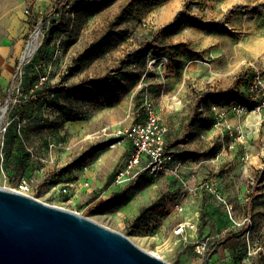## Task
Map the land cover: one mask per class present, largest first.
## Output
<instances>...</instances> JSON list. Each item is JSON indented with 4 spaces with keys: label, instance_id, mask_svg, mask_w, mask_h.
Returning a JSON list of instances; mask_svg holds the SVG:
<instances>
[{
    "label": "rangeland",
    "instance_id": "rangeland-1",
    "mask_svg": "<svg viewBox=\"0 0 264 264\" xmlns=\"http://www.w3.org/2000/svg\"><path fill=\"white\" fill-rule=\"evenodd\" d=\"M57 1L0 0V39L8 38L12 48L22 41L16 70L22 64V92L30 96L28 102L21 100L22 93L12 96L17 103L4 114L3 120L11 124L3 148L0 134V160L6 157L9 137L20 153L17 161L9 162V170L7 161L0 167V187L15 189L22 179H30L36 199L87 216L172 264H197L195 243L188 247V254L176 248L161 249L160 225H153V230L124 225L118 209L107 208L110 199L104 194L111 188L110 177L105 180L114 171L119 151L112 146L114 134L143 117L147 99L161 119L170 122L166 123L169 131L173 124L181 131V118L190 117L198 98L207 101L235 82H239L235 92L245 91L253 71L250 64L264 70V0H72L69 8L56 9ZM184 8L209 25L191 23L182 15ZM176 17L180 26L176 34H156ZM37 30L38 36L32 38ZM30 42L32 52L23 60ZM71 69L74 73L67 76ZM43 76L47 81L39 85ZM101 78L105 83L89 84ZM9 87L2 105L10 97ZM52 89L56 95L48 98ZM234 102L229 98L226 105ZM230 115L234 116L228 121L234 117L238 121L232 125L234 129L213 137L221 140L223 134L229 145L212 146L215 158L208 159L205 167L183 169L190 180L198 178L187 193L200 205V231L208 214L203 200L213 196L219 209L224 207L216 194L203 188L204 183L222 188L226 194L220 193V197L227 200L229 196L243 197L236 207L235 222L227 217L220 238H212L217 252L209 264H219L214 259L223 241L237 248L238 255H232L234 264H264V114ZM194 117L197 120L190 126L199 134L189 137L202 141L204 133L215 126L195 112ZM215 123L220 130L224 126L218 120ZM239 131L247 135L243 141L238 139ZM52 142L62 148L50 149ZM85 164H90L88 171L99 170L101 185L95 178L86 185ZM67 184L69 193L64 195L60 190ZM93 186L96 196L88 197ZM253 188L260 195L251 224L244 225ZM166 197V193H158L155 207L166 202ZM186 227L192 228L190 224ZM226 234L239 237L227 240ZM241 248L246 249L244 253Z\"/></svg>",
    "mask_w": 264,
    "mask_h": 264
},
{
    "label": "crops",
    "instance_id": "crops-1",
    "mask_svg": "<svg viewBox=\"0 0 264 264\" xmlns=\"http://www.w3.org/2000/svg\"><path fill=\"white\" fill-rule=\"evenodd\" d=\"M22 48L23 44L21 40H18L12 48V46L10 45V40H8V38L3 37L0 39V106L3 104L4 95L11 84ZM239 91L243 92V90ZM229 98L222 96H213L207 101H204V97L202 99L198 98L194 104V110L190 117L187 120L181 118L184 125L182 129L184 133L182 130H175L177 129L175 124H173V127L171 126V130L167 135L166 141L168 150L173 153V160L170 162V164H168L167 169L161 175L151 177L146 173L143 174L134 183L115 188L109 187V191L105 192L104 194L107 198L110 199L106 202L107 208H111L114 206L116 209H118V214L122 218L124 225L134 224L143 227L149 226L148 229L151 230H153V225H160L162 231L161 234H159L157 237H159L158 242H163L161 245V249H164L165 247L171 249L176 248L178 249V251L186 250L188 254V247L205 236H209L215 241L218 240V238H220L221 236L219 232L223 230L224 222L227 221L226 219L229 218L233 222H235V217L238 216L236 213V207L238 203L240 204L243 198L242 196H238V199L234 196H229V200L223 198V200L227 201L233 206V217L228 214L224 202L222 201L224 207H222V209L220 210L219 204L212 196V199H209V201H201L202 205L205 206L206 204L204 202H207L206 209L208 210V214L204 219L205 226L200 231L198 229V225L200 222V205L198 203V200L195 201V196L191 194L188 195L187 193L188 188H193L198 178L195 177L190 180L189 175H187L189 172L186 170L185 174V172L183 171L184 168H197L199 166L205 167V162L208 159L215 158V156L211 153L212 146L223 143V146L225 148L226 145H229V143H226L223 134H221V140H218L217 138H214L215 140H213V137L216 134L218 135V133H223L227 130L225 125L220 130L217 127L218 125H215V122L217 121L216 113L228 107L226 104ZM194 112L197 113L198 116H200L199 119H204V121L207 122L208 125L211 124L212 126H215L210 130V132L204 133L202 141L195 140L193 138L190 139L189 137L191 135L195 136L199 134V131L197 129L190 126L192 125L191 121L197 120V118L194 117ZM230 114L231 113H229L228 117L230 116L231 118V116H234ZM143 118L144 115L136 122L142 121ZM161 122L165 125H167L166 123L170 124L167 119H161ZM228 122L231 125H235L238 123L235 117ZM217 141L219 143H216ZM117 146L119 148V151L118 155L114 158V171L109 174L110 176L108 175L105 180L107 182L110 177V184L119 162L124 158V156L127 155V153L131 149V144L128 141L117 143L115 147ZM230 149H235V146L231 145ZM246 149H248V147ZM5 152L6 157L0 160V167L3 169L2 166L4 165V162L7 161L6 170H9V162L17 161L16 156L20 153V150L17 146H15L12 137H9ZM32 157H34V154L32 155ZM195 158H199V161H194ZM179 162L183 164L181 172H183L184 174H181L180 179L177 178V176L174 174L176 165ZM32 164L34 163H31L30 165ZM37 165L38 162H36L35 167ZM92 178H95L96 182L101 185L99 181L101 179V174H99L98 169L92 170L91 168V170L86 173V182L90 183L92 181ZM146 178H155V180L157 181L155 183H148V181L145 180ZM216 188H218L217 190H219V194H226L225 191L219 186ZM96 189L97 187L93 186L92 189L86 193V195L88 197H95V193L97 191ZM158 193L167 194L166 202L161 203L159 207H155L157 205L156 197ZM217 197L219 198V196ZM248 201L249 197L246 203V208L248 205ZM175 204L182 205L185 211L181 212L175 210ZM255 205L256 202H254L252 215L255 212ZM147 207L149 208L146 209ZM195 210L196 215L194 213ZM181 224H185L183 232L176 233V230ZM187 224H190L192 228H187ZM243 228V230H248L249 227L244 226ZM236 237H233L231 234H226L227 240L228 238L232 239ZM245 250L246 249L241 248L242 253H244ZM236 251L237 248L233 247L231 242L223 241L221 248L218 250V253L214 259V262L217 261L219 262V264H221V262L225 261L227 262V264H234L232 261V255H238ZM184 256H186V254H184Z\"/></svg>",
    "mask_w": 264,
    "mask_h": 264
},
{
    "label": "water",
    "instance_id": "water-1",
    "mask_svg": "<svg viewBox=\"0 0 264 264\" xmlns=\"http://www.w3.org/2000/svg\"><path fill=\"white\" fill-rule=\"evenodd\" d=\"M0 264H172L68 208L0 187Z\"/></svg>",
    "mask_w": 264,
    "mask_h": 264
},
{
    "label": "built area",
    "instance_id": "built-area-1",
    "mask_svg": "<svg viewBox=\"0 0 264 264\" xmlns=\"http://www.w3.org/2000/svg\"><path fill=\"white\" fill-rule=\"evenodd\" d=\"M72 0H68L64 3V7L69 8L71 6ZM31 43V42H30ZM253 68L251 74H249L247 86L245 91H241L245 96V100H235L226 109L220 110L216 113V118L219 124L225 125L227 130H233L234 127L228 123L229 113H233L238 116H242L248 113L254 114L256 116H262L264 114V70L259 69L253 64H250ZM22 64L15 71L10 87V97L4 105L0 106V134H3L2 138V148L5 145V134L9 129L11 122H6L3 120L4 114L8 113L10 106L12 109L17 103V100L11 98L21 95V100L28 102L30 96L22 92L23 76H22ZM47 81V77H41L39 85H43ZM56 93L52 89L47 93L48 98L55 97ZM21 126V124H20ZM169 133V128L167 125L161 122V116L151 100H146L144 103V118L142 121L133 123L127 128H121L117 130L114 134L116 137L113 146L117 143L128 141L131 144V149L126 156L119 162L112 181L111 187H120L123 185L131 184L136 182L143 174H150L157 176L163 173L168 164L173 160V153L167 148V135ZM233 133V132H232ZM247 135L239 131L238 139L243 141L246 139ZM50 149L56 150L62 148V144H57L52 142L49 144ZM183 164L181 162L177 163L174 170V174L177 178H181V169ZM85 172L90 169V164H85L83 167ZM33 181L27 178L21 180L14 191L32 195L33 191ZM88 185V182H85ZM7 188V187H6ZM203 188L207 191L216 194L226 205V210L228 214L233 217V206L227 201L220 197V194L214 183L207 182L203 184ZM64 195L69 193V184L65 185L62 190H60ZM175 210L184 211V207L180 204H175ZM252 222L251 217H246L243 221L244 225H250ZM185 224H181L176 230V233L183 232ZM195 251L197 254V264H209L211 261V256L217 252V247L215 246L212 238L205 236L199 239L195 243Z\"/></svg>",
    "mask_w": 264,
    "mask_h": 264
},
{
    "label": "trees",
    "instance_id": "trees-1",
    "mask_svg": "<svg viewBox=\"0 0 264 264\" xmlns=\"http://www.w3.org/2000/svg\"><path fill=\"white\" fill-rule=\"evenodd\" d=\"M68 0H58L55 4V7L56 9H58L59 7L63 6L64 3H66ZM182 15H184L191 23H198V24H201V25H205V26H208L209 24H206L205 22H203V20H201L200 18H198L197 16H195L194 14H191L189 12V10L187 8H184L182 10ZM177 22V17L174 18V21L172 24H168V25H165L161 28L158 29L157 31V35L158 36H163L165 34H168V35H173V34H176L179 30H180V26L178 24H176ZM74 73V69H71L67 76H70ZM106 79L105 78H101V79H98V80H90L89 81V84H92V83H98V84H102V83H105ZM239 84V82H235L232 87L224 92H218V96H223V95H230V98L232 99H236V100H245V96L243 95L242 92L240 91H236L235 92V87ZM56 92V90H55ZM260 195V190L257 189V188H253L250 196H249V201H248V205H247V208H248V216L249 217H252V211L254 209V202H255V199Z\"/></svg>",
    "mask_w": 264,
    "mask_h": 264
},
{
    "label": "bare ground",
    "instance_id": "bare-ground-1",
    "mask_svg": "<svg viewBox=\"0 0 264 264\" xmlns=\"http://www.w3.org/2000/svg\"><path fill=\"white\" fill-rule=\"evenodd\" d=\"M38 34H39V30L35 31L32 38H36L38 36ZM31 52H32V42L28 45L27 51H26L25 55L23 56V60L27 59V57H29Z\"/></svg>",
    "mask_w": 264,
    "mask_h": 264
}]
</instances>
